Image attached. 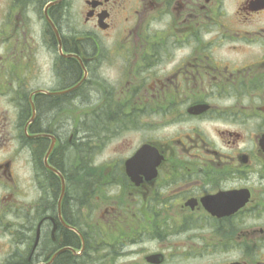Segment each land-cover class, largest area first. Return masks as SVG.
Wrapping results in <instances>:
<instances>
[{
    "label": "flooded vegetation",
    "instance_id": "flooded-vegetation-1",
    "mask_svg": "<svg viewBox=\"0 0 264 264\" xmlns=\"http://www.w3.org/2000/svg\"><path fill=\"white\" fill-rule=\"evenodd\" d=\"M76 2L63 0L68 16L80 11L81 31L64 28L63 4L49 8L64 51L50 32L53 79L62 83L51 89L68 93L33 98L96 103L111 124L101 121L81 160L114 169L93 177L97 190L68 192L61 209L53 186L41 190L14 219L20 237L10 254L8 189L17 181L13 159H1L0 264H264V0ZM29 23L10 14L2 30L19 36L15 53L4 41L0 65L12 102L30 101L22 76L42 69L25 41ZM144 146L136 164H157L156 174L129 176L126 161ZM53 154L59 161L61 147Z\"/></svg>",
    "mask_w": 264,
    "mask_h": 264
},
{
    "label": "rangeland",
    "instance_id": "rangeland-1",
    "mask_svg": "<svg viewBox=\"0 0 264 264\" xmlns=\"http://www.w3.org/2000/svg\"><path fill=\"white\" fill-rule=\"evenodd\" d=\"M76 1H77L76 3H80L82 0H76ZM12 11H13V0H0V29L6 26V22H8L10 18V14H12ZM72 12L73 13L71 15L69 27H71V29L73 30H82L86 28L82 23L80 11L75 10ZM15 15L22 17V15L19 13L18 14L16 13ZM30 15L33 16V18L30 19L29 27L32 25V23H36V25L33 26L34 30L27 27L26 24L24 25L25 41L32 44V49H31L32 55L35 61L42 69L40 71H37L36 73V75H40L39 77L33 76L28 78L27 81L29 83V88H36L39 87L40 85L43 86L46 85V87L49 86L54 87L55 82L53 81V75L51 70V57L48 53V48H43L38 44V42L41 41L39 35L41 34L43 35V32H45L44 22H42L40 20V17H37V15H35L33 11H30ZM64 26L66 29H68V12H67V21L64 23ZM12 34L13 32L1 35L0 44L3 43L7 38V41L10 42L9 45L10 51L15 53L17 52V47L19 44V36H14ZM36 37L37 39H35ZM44 40L47 42V38L45 36H44ZM26 52L27 54L29 53L27 50ZM5 53H6V47H2L0 45V61L3 59L2 55ZM24 61L25 59L24 60L20 59V62H24ZM3 92L4 89L0 87V160L6 158L13 159L12 170L14 172L15 180L19 185V189H16L14 187L16 185H14L13 182L10 181L8 192L12 194V198L13 196L18 198L22 197V199L28 203V206H30L33 204L39 190V187L35 180L36 178L35 169L33 168V165L31 163L29 152L23 150L17 140L18 134L19 132H21V127L18 125L19 122L18 118H16L18 107L20 106L16 103L11 102L10 99ZM73 104H74L72 105L73 107L79 106V109H76L77 108L76 107L75 110L73 111L80 110L82 105L86 106V103H73ZM73 114L76 115L77 117L76 121L78 122L79 120L78 117L80 116V114L77 113H73ZM67 118L68 117L63 116L62 121L66 122ZM75 124H76L75 119L68 118V129L70 128L74 129ZM64 128L65 126L62 125V129ZM140 131H144V130L140 129ZM72 132L76 133L75 130H72ZM78 133H80V130L78 131ZM138 135L139 133L132 136L130 134L128 136V139L130 140L131 138H134L135 136ZM125 145L126 144L122 141L117 142L115 144L116 147L120 146L119 150L124 149ZM111 146H114V144ZM98 167L102 168L103 171L100 173L105 176L107 173L111 174L114 169V167H110L106 165L103 166L101 164Z\"/></svg>",
    "mask_w": 264,
    "mask_h": 264
},
{
    "label": "trees",
    "instance_id": "trees-1",
    "mask_svg": "<svg viewBox=\"0 0 264 264\" xmlns=\"http://www.w3.org/2000/svg\"><path fill=\"white\" fill-rule=\"evenodd\" d=\"M34 4H38L42 7V5L44 4L45 0H33ZM67 72H64L63 75V71H60V75L63 77H65V74ZM68 74V73H67ZM68 104V101H65L63 98H45L43 100H41V102H39L38 105V111L40 114V119L38 122V124H36L35 122L30 126L31 131L32 132H37L39 130H42L43 127L46 128V132H53V133H57L55 132V129H53V127L51 126L52 122L54 120H56V118H58L59 115H57L58 113H60L61 111L64 110L65 106ZM18 105L21 106V121L22 124H24L25 122H27V120L30 118L31 115V110H30V104L29 103H18ZM95 116L90 120L87 121L86 123L84 122V119H82L80 121V123L77 126L78 130H80V133H78V131L76 130V133L73 134V141H69V135L71 134V128L68 129V135H67V139L66 137L63 138V142L67 140V146L69 144H72V147L70 148L68 146V151L64 152L63 157H61L59 159V161H56L55 159L52 160L53 164L62 171V173L65 175L66 177V181H67V193L68 191H74V192H82V189H87V185L90 184V179L89 178H85L87 175L91 174V168L88 166H84L83 164H80V153L84 152V145H88L89 142H91L93 140V138L97 137V128L99 126V124L101 123L102 120H104L103 122V126L106 127H110V122L111 121L107 116L106 117H100L98 115H96V113H94ZM58 122H61L58 121ZM47 124V126H45ZM50 125V126H49ZM60 125V124H58ZM96 127V128H95ZM108 129V128H106ZM57 135V134H56ZM59 136V135H58ZM60 137V136H59ZM27 141H29L26 138ZM32 142H40L42 143V151L43 153L46 152V150L48 149L49 145H50V140L47 138H37L34 140H30ZM63 142L60 141L59 145L55 148L53 157L56 153V151L62 146L63 147ZM64 143V144H65ZM90 144V143H89ZM36 156V155H35ZM39 158L35 159V161L37 162ZM41 159V158H40ZM39 159V160H40ZM37 167H41L43 170V164L39 165L38 162L36 163ZM95 173V172H94ZM53 176V175H52ZM85 176V177H84ZM81 177V179L79 180H75V178H79ZM73 179V180H72ZM51 182H53V184L51 186H53V190L55 191V193L58 195L60 194V190H61V186H60V178L57 176H53L52 179H50ZM68 197V194L66 195ZM77 195H75L76 198ZM30 241H32V236H29ZM17 253V252H15Z\"/></svg>",
    "mask_w": 264,
    "mask_h": 264
},
{
    "label": "water",
    "instance_id": "water-1",
    "mask_svg": "<svg viewBox=\"0 0 264 264\" xmlns=\"http://www.w3.org/2000/svg\"><path fill=\"white\" fill-rule=\"evenodd\" d=\"M58 1H59V0H58ZM58 1L51 3V5L57 3ZM52 147H53V146H52ZM52 147H51V149H52ZM127 166H128V170L130 171V169L133 168L132 161H129L128 164H127Z\"/></svg>",
    "mask_w": 264,
    "mask_h": 264
}]
</instances>
